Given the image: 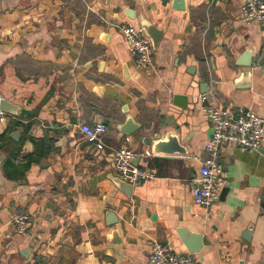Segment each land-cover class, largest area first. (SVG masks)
<instances>
[{"label":"crops","instance_id":"obj_1","mask_svg":"<svg viewBox=\"0 0 264 264\" xmlns=\"http://www.w3.org/2000/svg\"><path fill=\"white\" fill-rule=\"evenodd\" d=\"M172 3L0 0V96L29 110L0 121V264H147L153 241L188 252L178 227L202 235V264H264V142L222 153L227 190L210 206L191 193L211 133L200 95L264 117V25L243 19L240 0ZM139 16L162 31L141 67L120 29ZM246 50L253 73L238 87ZM128 117L139 127L121 132ZM100 121L101 149L80 130ZM159 129L185 153L153 152L144 138ZM120 145L153 172L130 195L114 182ZM21 213L30 215L23 235L11 225Z\"/></svg>","mask_w":264,"mask_h":264},{"label":"built area","instance_id":"obj_2","mask_svg":"<svg viewBox=\"0 0 264 264\" xmlns=\"http://www.w3.org/2000/svg\"><path fill=\"white\" fill-rule=\"evenodd\" d=\"M240 11L244 20H254L264 25V0H240ZM127 42L128 52L137 66H147L151 63L153 47L150 39L142 34L138 25L127 24L120 27ZM1 98V96H0ZM203 101L201 111L211 122V133L204 144L206 154L200 160L198 173L192 180V197L197 205L208 207L227 185L228 179L224 166L220 162L222 153L227 148L242 151H257L264 142V117L246 107L230 108L216 100H210L206 94H201ZM5 113L0 111V121ZM88 141L95 143L101 149L104 146L102 137L107 130L104 122L84 124L80 126ZM150 152L146 150L144 154ZM137 154L127 145L113 149L114 168L121 178L132 185L150 178L153 172L148 167H138L133 161ZM30 215L17 214L12 219L13 231L23 235L28 231ZM36 261L34 264H41ZM147 264H202L193 252L179 253L167 245L153 241L148 252Z\"/></svg>","mask_w":264,"mask_h":264},{"label":"water","instance_id":"obj_3","mask_svg":"<svg viewBox=\"0 0 264 264\" xmlns=\"http://www.w3.org/2000/svg\"><path fill=\"white\" fill-rule=\"evenodd\" d=\"M173 6L179 9L184 8L185 3L184 0H173ZM138 26L141 28L142 34L147 36L152 44V47L155 48L160 37L162 31L154 26L150 21L147 19L139 16L138 17ZM252 51L246 50L241 55L238 65L243 67L242 71V78L244 81L241 83L242 85H238V87H248L250 85L249 78L251 77L252 71ZM245 79L247 80L245 82ZM205 85V83H203ZM174 103L178 106L185 107L186 106V98L183 97V95L175 94L174 95ZM0 111L12 115H18V116H24L29 113V110L21 107L17 104H14L3 97L0 98ZM163 119L164 116H160V124L159 127L163 128ZM139 125L134 123L132 117L126 118V121L122 123L121 126L118 128L121 132L124 133H132L136 129H138ZM146 129H149V126H146ZM13 136V135H12ZM14 137V136H13ZM162 137V139H161ZM164 137V139H163ZM146 144L150 145L152 147L153 152H165V153H179L184 154L185 153V147L180 145L178 137L176 135L168 133L166 130L159 129L156 132H153L151 135L144 138ZM262 152H264V149H261ZM4 161V156L0 155V185H3L5 183V178L1 172V164ZM115 184L127 195H130L132 192L133 185L131 183H128L124 181L121 176L118 174L114 178ZM227 190L226 187L222 190V194L225 193ZM108 215H112V213H108ZM115 218V217H114ZM113 221H109V225L114 223L116 219ZM30 226V223H28V227ZM176 232L184 244L186 250L188 252H199L202 247V235L199 232L192 231L190 229L184 228V227H178L176 229ZM112 234L116 235V231L114 230ZM31 247L21 251V254L27 258L31 249Z\"/></svg>","mask_w":264,"mask_h":264}]
</instances>
